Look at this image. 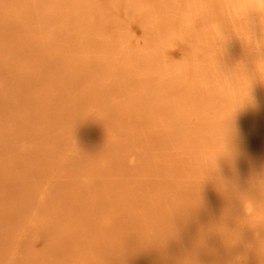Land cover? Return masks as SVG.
Masks as SVG:
<instances>
[{"label": "rangeland", "instance_id": "1", "mask_svg": "<svg viewBox=\"0 0 264 264\" xmlns=\"http://www.w3.org/2000/svg\"><path fill=\"white\" fill-rule=\"evenodd\" d=\"M65 1L60 0L52 9L43 1L0 0V10L6 8L8 17L0 12V64L5 63L0 65V264H264V210L247 217L243 214L241 199L243 195L264 209V193L256 183L257 178L264 176V153H261L264 151V86H259L258 79L254 78L238 86L240 94L248 92L249 88L250 94L254 93L251 96L255 105L246 106L245 111L258 112V120H261L251 126L252 133L258 137L260 156L256 154V145L251 149L255 150L251 158L243 161H258L259 170L256 165H253L256 170L252 165L244 168V163L236 170L230 164L238 159L241 151L250 149L251 144L243 136L239 145L234 146L235 136H230L227 144L233 146L234 153L218 158L216 149L225 150L224 139L216 135L215 124L207 121L211 110L204 108V97L186 100L178 95L181 100H177L173 96H152L131 102L137 93H133L132 98L118 93L115 99L110 98L116 92L114 83L105 78L109 65L105 63L100 69L95 62L107 54L105 59H113L110 54L114 55L122 44H115V51L109 53V50L106 55L103 52L105 57H102L99 49L92 50V44L85 37L87 50L92 55L85 57L89 69H74L72 63L82 58L74 54L78 52L74 49L75 37L84 38V28L80 25L88 21L91 24L96 15L89 1ZM24 3L29 7H24ZM22 8L29 21L26 28L21 26L24 16H16ZM255 16L248 21V26L261 21ZM29 26L31 30L27 29ZM191 29L187 27L188 31ZM59 30H64V38L59 37ZM50 34H59L58 40ZM108 35L101 31L94 34V39ZM136 35L138 38L132 39L141 38L139 32ZM48 41L51 44H46ZM235 41L230 51L240 46V41ZM185 42L188 48L185 59H195L200 68L194 65L196 70L190 67V73L199 77L198 86L208 84V90L202 94L205 97L218 95L219 88L212 89V86L221 82L223 76L217 77L214 70L203 75L204 65L199 61L201 52L188 54L193 45L200 43L198 38L191 36ZM255 50L258 64L264 56V47ZM220 55L216 52L210 56L214 59L213 56ZM93 56L99 59L95 58L92 63ZM231 57L234 56L219 58L220 73L234 69L231 62L228 63ZM260 65H264V61ZM153 66L151 69L141 66L136 73L150 75ZM168 68L163 73L173 69ZM261 68L258 66L256 71L261 73ZM197 70L202 72L196 73ZM181 74L185 78L189 76L187 71ZM58 75L65 80L63 84L60 82L62 86L59 83V89L66 86L68 97L47 92L49 89L42 87L43 81L55 82ZM185 78L173 80V86L181 84ZM89 83L91 86L111 85L108 93L105 92L107 97H103L106 102L102 103L103 98L98 97L97 101L92 98L86 110L74 100L91 93ZM219 100L215 111L222 114L226 105ZM127 107L137 113H134L138 116L135 127L126 125L130 121L123 114L111 118V113ZM100 111L106 115L100 117ZM115 118L120 121L117 126L113 123ZM96 119L95 124L92 121ZM221 181L228 183L229 192L221 190Z\"/></svg>", "mask_w": 264, "mask_h": 264}, {"label": "bare ground", "instance_id": "2", "mask_svg": "<svg viewBox=\"0 0 264 264\" xmlns=\"http://www.w3.org/2000/svg\"><path fill=\"white\" fill-rule=\"evenodd\" d=\"M24 1L26 2V1H29V0H24ZM38 1H39V3L40 2L42 3V1L43 2H47L50 5V8L53 9V8H55V6H57L59 4V1L60 0H36V2H38ZM79 1L81 2V0H79ZM86 1H89L90 2V6H91V4L93 5L91 7H93L92 11L96 15V17H93L94 19L92 18L93 20H92L91 24L88 23L89 21L87 23L86 22L83 23V21H82L83 24L80 25V27H82V29L84 28L83 29L84 38H83V36H82V38H76V37H79V36H76L75 37L76 41L75 42H74V40L72 41V42L75 43L74 44V49L76 48L78 50V52H76L74 50L75 51L74 54H78V55L80 54V55H82V58L78 56L79 57L78 58L79 60H77L76 63L75 62L72 63V66L74 65L73 67H76V68H74L76 70H77V68H80L78 70H81V71L82 70H86L87 71V69H89V66H87L88 64H86L87 62L85 63V61H86V58H88L89 56L92 57V55H90V53L87 50V47H86V46H88L87 45V42L90 45L92 44V50H94V48H96V50L99 49V51H100L99 53L102 54L104 52L105 55L108 53L109 50H110L109 53H111V50H114L115 51V49L113 47V46H115V44H117V45L122 44V47L121 48H118V46H117L118 50H117V52L114 53V55H111L110 54V56H113V59H111L112 58L111 57L109 60H107L105 58L108 56V54L106 55V57L102 54V57L104 56L105 58H103V59L100 58V61L98 60V62H95V65H97V66L99 65L100 66V69H101V66H103L105 63H107L109 65V66L107 65L108 66V72L107 71H106L107 73L105 71L104 72L106 73L105 74L106 80L108 82H110V83L111 82L114 83L112 85H114V87H115L114 88V91L116 92L115 93L116 95L114 93H112L113 95H112V97H110L111 99H113V98L115 99L117 97V94L118 93H121V94L123 93L125 96H127V97L129 96V98H132L134 96L133 93H137V96H135L134 99H132V100L130 99L131 102L132 101L146 100V99H148L149 97H152V96L153 97H156V98L157 97L166 98V97L173 96L177 100L179 99L178 97H180V95H181V97L183 96L186 100H188L189 98H192V99H196L197 100V99H203L202 97H204L205 98L204 99L205 100V103H203L204 108H207L206 111L208 109L211 110V112L208 115V118H207L208 120L207 121H211V122H213L215 124V126H216V130H215L216 132L215 133H216L217 136L220 137V136H223V132L221 131V128L219 126L220 120L229 117L231 115L232 110L236 107V104L234 102L230 101L229 98L226 95L222 94L221 91H220L221 84L224 83V82H226V81H228L230 79L229 77L225 76V74L226 75H230V74H232V73L235 72L234 75H235V79L237 81V85L238 86L243 85L244 82H245V80L249 81L252 78H254L253 80L258 79L257 81H258V85L259 86H264V75H263L264 74V65H260V64L258 65L259 67H262L261 69L263 71L261 70L260 75L262 74L263 77L262 76L259 77V75L257 74L258 72L256 71V69H257L256 68L257 67L256 66L257 65V57L254 54L255 52H253L256 47H254V45L248 44L245 41H243L244 39L247 38L248 29H249L250 33L254 36V38L257 41H259L261 39H264V32H261L262 30H264V24H263L264 23V17H262L261 14H259V13L252 12V10L247 7L248 0H84V2H86ZM72 3H74V2H72ZM16 4H17V2H15L12 7H14ZM27 4L28 3H24L23 4L24 7H29V6H27ZM239 4L245 5L243 11H241L237 7V5H239ZM20 5H22V4H20ZM63 5H64V3H63ZM8 9L9 8L7 7V10ZM60 9H61V7H60ZM13 11L15 12L16 10H13ZM21 11L18 12V13H16V16L17 15L24 16L23 17L24 18V21H23V23H22L21 26L26 28V23L29 22V21H28V18L26 17V15H24L25 14L24 8H22ZM0 12L2 14H4L6 12V8L1 9ZM28 12H31V11H28ZM65 13H66V15L68 14L67 12H65ZM2 14H0V17H2L1 16ZM49 15L50 14H48V17H49ZM59 15H61V14L59 13ZM254 15H257L255 17L261 19V21L258 20L259 22L253 23L250 26H248V21L251 18L254 19L253 18ZM67 16H69V15H67ZM6 17H7V14H6ZM76 17H79V16H76ZM81 17H84V16L82 15ZM7 19H8V17H7ZM11 19L13 20V17ZM34 19H36V18H34ZM3 20H4V18H3ZM66 20H68V19L66 18ZM85 20H86V18H85ZM13 22H15V21H13ZM33 22H34V20H33ZM70 23L71 22H69V24ZM116 25H118V26H116ZM187 27L188 28L191 27L192 28L191 29L192 31H188L189 29L187 30ZM0 28H1V26H0ZM27 29H30V26ZM70 29H71V27H70ZM64 30H59L58 31V33L60 34L59 37H61V38H64L65 37L66 34H65ZM101 31H105V34L106 33H109V35L106 36V37L104 36L105 38L104 39L102 38L103 40L100 39V38L98 39L97 37L94 39V34H99ZM138 32L141 34L140 35V37H141L140 39L141 40L140 39H138V40L137 39H135V40L132 39V37H135V36H137V38H138V35H136V34H138ZM175 33H178V34H175ZM33 34L35 35L36 33L33 32ZM53 34H55V32ZM53 34H50V36L52 35V37L54 36L55 39H57V36L59 34L57 36H55ZM36 35L38 36L39 34H36ZM2 36H3V34H2ZM37 36L35 38H37ZM191 36H195V38H198V41L200 43H197L198 45L197 44L193 45V47L190 45L192 48H191V51L190 50L188 51V54H191V53H193L195 51L196 52L197 51L198 52H201L202 56L199 57L200 58L199 61H201L203 63V65H204L203 68H204L205 71L203 72V75H204L205 72L212 73L211 71L214 70V72L217 74L216 75L217 77H220V75H222L223 78H224V79H222L221 82H217V83H215L216 85L214 84L212 86V89L219 88L218 92L219 91L220 92L219 93L217 91L215 92V93H218V95H214V96H210V97L209 96H206L205 97L202 94V92L205 89H207L208 84L207 83L206 84L203 83L205 85H202V87L198 86L199 84H197V83H198L199 77L198 78L197 77L195 78L196 75L194 76L189 71L190 67H193L194 68V65L197 66V68H198V65L197 64L199 63V62L197 63L196 61H194L195 59H188V60L185 59V57H186L185 52L188 50L187 45H185L186 44L185 41L188 38H190ZM71 37H69V38H71ZM85 37H86V39H88L87 42H84ZM236 39L240 41V46H238V48H235L237 50L234 49L233 51L232 50L230 51L229 48H230V46L234 42H236L235 41ZM41 40H42V38H41ZM48 40H50V37H49ZM37 42H39V41L37 40ZM53 42L54 41H52V43ZM184 42H185V44H184ZM46 44L49 45V44H51V42L48 41V42H46ZM214 44H215V47H214ZM54 46L55 45H53V48H55ZM36 47H38V46H36ZM90 49H91V47H90ZM18 50L21 51V48L18 47ZM56 51L58 52V50H56ZM63 51L66 52V49L63 50ZM114 51H112V52H114ZM5 52H8V51L6 50ZM61 52H60V54H61ZM90 52H92V51H90ZM216 52H220V54H222V55H220L218 57L213 56L214 59H217V60H214V59H212V56H210V55L215 54ZM1 53H3V52H1ZM9 53H10V51H9ZM13 53H14V51H13ZM13 53H11V55H14ZM20 53H22V52H20ZM96 53L97 52H95V54ZM11 55H7V56L10 57ZM223 55H224V59L228 55H233L234 56L233 59L231 57L232 60H228V63L231 62V67L234 68V69H231V71H227V70L225 71L224 70V72L220 73L221 71L220 70H219L220 72L218 71V69H219L218 68V64L221 61V59H219V58L221 56L223 57ZM30 56H32V55H30ZM34 57L36 58V56H34ZM50 57H52V56H50ZM97 57H94V59H92V60L89 58V60H91L92 63H93V61ZM97 59H99V57ZM3 61L5 62V59H3ZM1 62H2V60H1ZM78 62H80V63H78ZM51 63H52V61H51ZM92 63H89V64H92ZM4 64L5 63H3V64L1 63L0 65L3 66ZM95 65H92V66H95ZM151 65L152 66L154 65V66H153V68L151 70L152 73L150 75H146L145 74V76H144L142 74V76H143L142 77V76H140V75H138L136 73V72H138V69L141 66H143V68L145 67V69H146V67L149 69L151 67ZM39 66H40V64H39ZM199 66H201V65L199 64ZM106 67H104V69ZM167 67H169L168 69H172V68L173 69L172 70H168V72H166V74H165V73H163V70L165 72V69H167ZM94 68L96 70L97 67L95 66V67H93V69ZM240 68H243V69H240ZM194 69L196 70V68H194ZM198 69H200V68H198ZM41 71H42V73H44L43 70H42V68H41ZM151 71L149 70V72H151ZM185 71H187L189 73V76L186 77V78L183 77V76H181L182 75L181 73H183ZM197 71L198 72H196V73H201L202 72L200 70H197ZM88 72H86V73H88ZM139 73H140V71H139ZM147 74H148V72H147ZM77 76H79V75H77ZM95 76H97V75H95ZM200 76L202 77V75H200ZM24 77H26V76H24ZM57 77L58 78H56L57 80L55 81L56 83L53 82L52 80H49V81L46 80V81H43V82L41 81L42 82L41 83L42 84V87L45 88V89L48 88L49 90H47V92L49 91L51 93L58 94L60 96L63 95V97H64V95H66L67 92H68V88L66 86H64V87H61L59 89V87H60V86H58L59 83L62 82V84H63V82L65 80L62 79L63 76L61 77L60 75H58ZM84 77H83V79H84ZM99 77H100V75H99ZM79 78H81V77H79ZM182 78H185V79H184V81L181 84H178L177 85L175 83L176 86H173L174 85L173 80H175V79L176 80L177 79L181 80ZM96 79H97V77H96ZM75 82H76V80H75ZM53 83H55V84H53ZM105 83H107V82L105 81ZM62 84L60 83L61 86H62ZM72 84H73V81H72ZM97 84H96L97 86H91L90 83H89V85L92 87V88L89 89V90H91V93L90 94H88V93L82 94V96L80 95L77 98L74 97L73 99H75V98L77 99V101L74 100V102H76V103L78 102L80 104V106L82 104V106L85 109L88 106L87 105L88 104L87 103L88 100L91 101L92 98L93 99L96 98V101H97V99H99V98L102 99L103 97L104 98L107 97V94L106 93H108L107 92V90L109 88L108 86L111 85V84H109V83H108L109 85L105 84L106 86H104L103 83L102 84L97 83ZM110 87H112V89H113V86H110ZM73 89H77V88H73ZM97 89H98V92L96 93L95 91H97ZM188 89H191V92H188ZM81 90H82V86H81ZM74 91H76V90H74ZM88 92H90V91H88ZM75 93L76 92H74V94ZM174 93H177L176 96H175ZM215 93L213 92L212 94H215ZM242 93H243V91H242ZM251 94H254V93H251ZM256 94H258V93H256ZM131 95H132V97H131ZM240 95L241 96H246L247 95V91L245 93H243V94H240ZM109 96H111V95H109ZM104 98L102 99L103 100L102 101L103 104H104V102H106V100ZM181 99H179V100H181ZM219 99H222L221 102H224L225 105H226V107L224 108L225 113H222V114H221V112L220 113L219 112L216 113V111H215V109L217 108L216 105L217 104H220V100ZM36 100H37V97H36ZM50 103H51V101H50ZM116 104H118V103H116ZM129 104L130 103H128L127 105L129 106ZM42 105L44 106L45 104H42ZM46 105H48V103H46ZM134 106L132 105V107L135 109ZM88 107H90V106H88ZM91 107H92V105H91ZM96 107H97V105H96ZM119 107H117V108H119ZM76 108H77V106H76ZM87 108H86V110H87ZM133 108H131V107L128 108L127 107L123 111H118L116 113H114V111H113L114 114L111 113V118H114V117H117L118 118V116L120 117L123 114V116L126 118V120L130 121L128 124L126 123V125L129 126V127H132V126L135 127L138 116L134 114V113H136V111ZM73 110H74V108H73ZM165 110L168 111V107L167 108L165 107ZM245 110H246V108H244L242 110H239L238 111L239 113H237L235 115L234 127L236 129V135H235V138L233 139L234 140L233 145L235 143L236 144L240 143L241 138L243 140V136H245V137L248 138L247 141L251 144V148L248 149L247 151H241L240 150L241 151L240 152L241 155L238 156V159H236V161L232 162L233 164H230L231 162L228 159L229 162H230L229 164L231 166H234V168L236 170L243 163H244V166L242 165V167H244V168H245V165H252V168H254L253 165L255 166L256 165V162H258V161L251 162L250 160H248L249 161V163H248V161L245 160V162H243L244 161V158L245 159L246 158L248 159L252 155V153L255 152L254 149H253V151L251 150L252 147L255 148V146L257 145V148L256 149H258V150H256V154L258 152L259 153V156H260V152H259L260 147H259L258 144H256L258 142V137H256V135H255L254 132L252 133V128H251V126L255 123V121L258 120L259 115H258V112L257 111H256L257 113H255V112H250V111H245ZM109 111L110 110L107 109L106 113L108 114ZM240 111H243L244 113L240 114ZM137 112H139V111H137ZM100 113H99L100 117H102V116L104 117L106 115V113H104V112H101L100 111ZM109 117H110V115H109ZM97 120L98 119L93 120L92 122L95 121L97 123ZM113 120H114L113 123L114 124L116 123L115 126H117V124H119L118 122H120L116 118L113 119ZM159 120H160V118H159ZM260 120H258V121H260ZM155 121H158V120L155 119ZM89 122H90V119H89ZM258 124L260 125V123H258ZM82 125L84 126V123ZM262 125H263V123H262ZM173 126H175V125H173ZM79 129H80V127H79ZM255 129L256 128H254V130ZM261 129H263V128L261 127ZM241 130H244V131H241ZM213 132H214V130H213ZM244 132H245L246 135L244 134ZM257 133L258 132H256V134ZM213 135H215V134H213ZM123 138H126V136L123 135ZM241 145H243V143ZM247 147H249V146H246V148ZM219 148L216 149V151L219 152L218 153V158H222L223 156H225V155H223L225 153V150H222L221 148L220 149ZM229 151H230V154L231 153H234L235 149H233V146H229ZM261 153H264V151L261 152ZM132 156H131V159H132ZM209 157H211V153H210ZM214 157H215V155H214ZM217 160L218 159H216L215 161L217 162ZM221 160L223 161V159H221ZM230 165H228V166H230ZM130 167H132V166L130 165ZM226 167H227V165H226ZM256 167L258 168L257 165L255 166V168ZM227 169L229 170V168H227ZM239 169H241V168H239ZM219 170H221V169H219ZM258 170H259V168H258ZM244 172H245V170H244ZM254 174H256V173H254ZM234 177H235V175H234ZM255 178H257V177L255 176ZM219 183H221V182H219ZM251 184H252V182H251ZM252 192H253V190H252ZM41 199L43 200L42 197H41ZM40 202H41V200H40ZM249 210H251V206H249ZM243 214L246 215L245 208L243 210ZM243 218H246V217H243Z\"/></svg>", "mask_w": 264, "mask_h": 264}, {"label": "clouds", "instance_id": "3", "mask_svg": "<svg viewBox=\"0 0 264 264\" xmlns=\"http://www.w3.org/2000/svg\"><path fill=\"white\" fill-rule=\"evenodd\" d=\"M237 7L241 11H243L245 5L239 4V5H237ZM247 7L250 8L252 10V12L259 13V14H261L262 17H264V0H248ZM243 41H245L248 44L254 45L257 48L264 47V39L257 41L254 38V36L250 33L249 29H248V33H247V38L244 39ZM262 61H264V56H262V58L258 61L257 68H258V65ZM234 73H232L230 75L225 74V76L229 77L230 79L228 81L222 83L220 86L221 93L226 95L230 101H232L236 104V107L232 110L231 115L225 119L220 120V122H219V126L221 128V131L223 132V139H224V146H225V153L223 155H229L230 154L229 147L227 144L228 137H230V136L234 137L236 135V129L234 127V119H235L236 113L239 110L244 109L246 106H254L255 105V101L253 100L252 96L250 95V88H249L246 96L240 95ZM258 75L260 77L259 72H258ZM215 164H216V161H215ZM214 168H215V165L212 169H214ZM256 183L258 184L261 192L264 193V176L259 177L256 180ZM220 188L225 193L230 191L228 184L224 183L223 181H221V183H220ZM241 199L244 201V208H245V213H246L247 217H252V216L258 214L259 212H261L262 210H264L260 206H257L255 203L247 200L243 196H241ZM249 206H251V210H249Z\"/></svg>", "mask_w": 264, "mask_h": 264}]
</instances>
